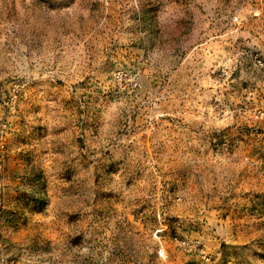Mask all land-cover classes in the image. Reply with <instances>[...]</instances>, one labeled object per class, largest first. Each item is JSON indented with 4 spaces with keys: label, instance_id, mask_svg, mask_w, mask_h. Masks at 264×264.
I'll use <instances>...</instances> for the list:
<instances>
[{
    "label": "rangeland",
    "instance_id": "374dc122",
    "mask_svg": "<svg viewBox=\"0 0 264 264\" xmlns=\"http://www.w3.org/2000/svg\"><path fill=\"white\" fill-rule=\"evenodd\" d=\"M258 112L264 0H0V264H264Z\"/></svg>",
    "mask_w": 264,
    "mask_h": 264
},
{
    "label": "built area",
    "instance_id": "2783aa9c",
    "mask_svg": "<svg viewBox=\"0 0 264 264\" xmlns=\"http://www.w3.org/2000/svg\"><path fill=\"white\" fill-rule=\"evenodd\" d=\"M116 77L120 81L123 80L124 78H126L125 80L129 81L133 88L138 87V82L135 79H132L131 77H127V74H124L123 72H118ZM256 118L257 119H263L264 118V113L263 112H258Z\"/></svg>",
    "mask_w": 264,
    "mask_h": 264
}]
</instances>
